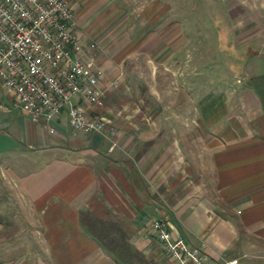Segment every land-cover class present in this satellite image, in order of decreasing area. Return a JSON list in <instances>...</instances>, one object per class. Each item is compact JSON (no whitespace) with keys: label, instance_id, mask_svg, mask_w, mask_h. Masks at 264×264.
<instances>
[{"label":"crops","instance_id":"crops-1","mask_svg":"<svg viewBox=\"0 0 264 264\" xmlns=\"http://www.w3.org/2000/svg\"><path fill=\"white\" fill-rule=\"evenodd\" d=\"M125 1L67 0L80 40L95 43L106 111L96 110L109 119L101 131L73 130L64 113L34 121L10 106L11 94L0 84V179L7 184L1 196L20 202L25 212L19 227L4 220L0 205V264H171L148 225L152 218L165 219L171 232L203 244L213 257L263 256L258 95L243 83L216 91L209 82L181 85L179 74H188L181 73L172 45L177 34L170 29L138 50L154 48L155 93L147 101L146 85L131 84L134 73H142L128 67L133 52L124 53L134 38L108 39L109 30L94 18L93 12L134 11ZM252 4L249 23L264 27V0ZM160 16L154 15V25L162 24ZM262 40L251 39L246 60L264 57L255 45ZM147 54L151 58V50ZM148 105L152 116L142 109Z\"/></svg>","mask_w":264,"mask_h":264},{"label":"built area","instance_id":"built-area-1","mask_svg":"<svg viewBox=\"0 0 264 264\" xmlns=\"http://www.w3.org/2000/svg\"><path fill=\"white\" fill-rule=\"evenodd\" d=\"M74 28L67 0H0V84L11 94L10 106L34 121L64 113L73 130L99 132L108 118L96 110L104 104V88L95 43L84 44ZM148 225L171 264L231 261L211 256L203 244L191 245L163 218Z\"/></svg>","mask_w":264,"mask_h":264},{"label":"rangeland","instance_id":"rangeland-1","mask_svg":"<svg viewBox=\"0 0 264 264\" xmlns=\"http://www.w3.org/2000/svg\"><path fill=\"white\" fill-rule=\"evenodd\" d=\"M125 2L134 11H123L119 16H116L119 12H116L114 16L110 11L93 12L94 18L97 24L103 25V31H105L104 27L107 31L109 30L105 34L108 39L122 37L123 42L128 39L126 41L128 43L134 38L125 48L124 53L127 52L128 55L130 51L133 52L128 56V67L140 68L137 71L142 73L132 72L134 77L131 78V84L134 86V83L142 81L146 85L143 94H146L147 101H152L155 93L152 87L154 48L150 49L151 58L147 54L150 50L143 54L138 50L147 38L153 42L154 33L164 34L170 29L171 34H177L175 43L172 45L178 46L177 62L181 67V73L187 71L188 74L187 76L179 74L181 85L185 82L195 85L200 83L205 87V84L209 82L208 86L212 91L231 84L239 86L241 83L264 86L262 81L255 83L246 81L248 77L254 75V72L258 74L264 72L263 57H250L246 60L252 51L250 49L251 39L257 35L263 40L254 44L259 47L264 56V27L251 26L249 23L250 6L253 5V0H242L241 3L239 0H127ZM74 13L77 18L76 12ZM85 13L89 14V12ZM155 14L161 15L162 24L158 25V20H156L154 25ZM143 22L144 25L141 27ZM169 24L172 27H169ZM165 46L169 47V44ZM223 50L226 52L225 55ZM178 91L182 94L185 90L182 88ZM198 93L201 95L202 90ZM135 98L138 97L135 96ZM148 106L147 109H142L152 116L154 106ZM103 107L104 104L101 111H106ZM133 107L131 102L130 108ZM178 112L183 113L184 106L179 108ZM6 185L5 180L0 179V205L6 210L3 218L15 221L21 227L20 223L25 222V212L21 209L20 202H11L1 196L4 189L7 191ZM256 238L262 240L261 237ZM261 253L263 256L249 253L238 259H232L229 264H264V252L259 254Z\"/></svg>","mask_w":264,"mask_h":264},{"label":"trees","instance_id":"trees-1","mask_svg":"<svg viewBox=\"0 0 264 264\" xmlns=\"http://www.w3.org/2000/svg\"><path fill=\"white\" fill-rule=\"evenodd\" d=\"M246 81H248V83H251V82L255 83V82H259V81L264 82V73L254 74V75L248 77V80H246ZM252 86L254 88V91L258 95V97L260 99V103H261L263 110H264V86H260V84L259 85L252 84Z\"/></svg>","mask_w":264,"mask_h":264},{"label":"water","instance_id":"water-1","mask_svg":"<svg viewBox=\"0 0 264 264\" xmlns=\"http://www.w3.org/2000/svg\"><path fill=\"white\" fill-rule=\"evenodd\" d=\"M264 58V57H263Z\"/></svg>","mask_w":264,"mask_h":264}]
</instances>
